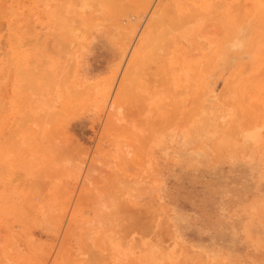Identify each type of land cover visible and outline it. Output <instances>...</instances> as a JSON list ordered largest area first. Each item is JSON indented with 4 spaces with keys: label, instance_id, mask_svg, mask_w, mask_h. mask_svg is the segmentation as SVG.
I'll use <instances>...</instances> for the list:
<instances>
[{
    "label": "rangeland",
    "instance_id": "374dc122",
    "mask_svg": "<svg viewBox=\"0 0 264 264\" xmlns=\"http://www.w3.org/2000/svg\"><path fill=\"white\" fill-rule=\"evenodd\" d=\"M0 264H264V0H0Z\"/></svg>",
    "mask_w": 264,
    "mask_h": 264
}]
</instances>
